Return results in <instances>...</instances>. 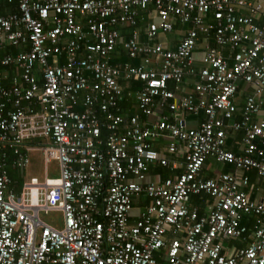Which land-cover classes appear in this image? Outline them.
Listing matches in <instances>:
<instances>
[{
  "label": "built area",
  "instance_id": "2783aa9c",
  "mask_svg": "<svg viewBox=\"0 0 264 264\" xmlns=\"http://www.w3.org/2000/svg\"><path fill=\"white\" fill-rule=\"evenodd\" d=\"M143 11L151 39L188 25L175 49L140 39ZM123 26L137 64L114 61ZM0 65L12 67L9 84L0 74V264H264V192L250 194V172L264 179V0H0ZM189 75L193 89L179 96ZM121 79L143 83L133 115ZM241 81L253 90L243 105ZM188 114L204 117L192 125ZM237 132L238 152L228 147ZM163 137L185 169L150 180L153 164L176 167L155 146ZM34 150L46 174L24 179ZM210 157L233 170L204 178ZM193 194L209 197L205 213ZM141 197L149 203L132 220ZM234 239L246 243L229 252Z\"/></svg>",
  "mask_w": 264,
  "mask_h": 264
},
{
  "label": "crops",
  "instance_id": "0c3cea01",
  "mask_svg": "<svg viewBox=\"0 0 264 264\" xmlns=\"http://www.w3.org/2000/svg\"><path fill=\"white\" fill-rule=\"evenodd\" d=\"M8 4V3H6ZM6 7H9L10 5H5ZM8 9V8H7ZM153 20L152 17H150L149 13L147 11H143L141 13L140 18L138 19V28L140 31V39L146 43L148 42H161L164 44L166 47L170 49H175L178 43L181 41V39L184 37L185 31L188 27L187 24H181L180 22L175 24V28L172 31L169 32H159L158 36L156 38H149L147 29L149 23ZM122 30V38L121 41L119 42L116 51L114 53V61H121L124 62L126 60L130 61L131 63H139L140 58H132L129 57L124 50V42L126 39H128L131 35V27L130 26H123L121 28ZM203 36V35H202ZM209 43L211 45H216L215 41L213 38H209ZM206 46V39L204 36L200 39L199 44L195 50V66L196 68H199L201 65H203L202 62V56L205 50ZM223 53L227 58L229 59L230 62L233 61V52L227 48L223 47ZM124 59V60H123ZM7 78H8V72L4 73ZM10 78V77H9ZM10 81V80H9ZM123 85H124V90H128V94L124 96V101H123V107L124 111L126 114H129V110L131 109L133 113H136L138 111V90L142 87L143 83L140 81H125L121 79ZM195 78L191 75L186 77L185 81L182 83L181 87L177 90L178 95H186L190 93L193 89ZM141 85V86H140ZM172 87L174 86L171 83ZM253 90L251 89V86H249L246 82L241 81L239 84V94L237 97V101L240 105H243L245 102V98L248 93L252 92ZM131 105V106H130ZM130 109H129V108ZM169 108L165 107V112L169 113ZM262 116H264V112H262ZM204 115L200 116H195L192 114H188L189 121L192 125H196V123L199 122L200 119H202ZM242 136L243 132H237L231 137H229V143L228 147L230 149H233L234 151L238 152L240 151V146L242 144ZM170 142V140L167 137H163L161 139L156 140L155 146L158 150L164 152L165 155H167L172 163H175L176 167L173 166H162L158 163L153 164L150 167L149 173H148V178L150 180H165L166 178L169 177H177L181 172L184 171L185 169V159L182 156V153L180 154H170L166 150L167 144ZM171 163V164H172ZM14 169V168H13ZM15 170V169H14ZM233 170V166L229 164H224L219 161H217L215 158L210 157L202 171V176L204 178L208 177H214L218 173L222 171H229ZM18 173V171H17ZM241 175V172H239ZM19 175V173H18ZM252 175V176H251ZM20 177V175H19ZM251 179V184L252 187L250 189V194L251 197L253 198H259L263 192H264V179L259 177L256 171H252L250 173ZM149 203V200L146 199L145 197L141 198H136L134 199V204L133 208L131 211V219L135 220L137 219L142 212L145 211L147 205ZM209 204V197L205 194L202 195H197L193 194L190 198V206L191 207H198L201 213H205L207 211V206ZM246 224L250 227L253 228L255 224V219L252 218H246L245 219ZM251 222V223H250ZM246 242L242 241L241 239H234L230 240L228 243L226 242V245L228 246V251L232 252L235 251V248L244 246Z\"/></svg>",
  "mask_w": 264,
  "mask_h": 264
},
{
  "label": "rangeland",
  "instance_id": "374dc122",
  "mask_svg": "<svg viewBox=\"0 0 264 264\" xmlns=\"http://www.w3.org/2000/svg\"><path fill=\"white\" fill-rule=\"evenodd\" d=\"M37 141H47L48 138L46 137H39L35 138ZM48 170L50 176H57L58 175V162L53 161L52 163L48 164ZM46 174V163L44 161V155L41 150H34L31 152V164L27 167L24 173V179H30L32 176H38L39 178L43 179ZM61 216L60 213H50L48 215L43 214V218L49 222L53 223V220L56 217Z\"/></svg>",
  "mask_w": 264,
  "mask_h": 264
},
{
  "label": "trees",
  "instance_id": "16d2710c",
  "mask_svg": "<svg viewBox=\"0 0 264 264\" xmlns=\"http://www.w3.org/2000/svg\"><path fill=\"white\" fill-rule=\"evenodd\" d=\"M4 5H8V4H6V3H4ZM3 12H4V10H3ZM9 51H12V52H16V51H18V48H12V47H10L9 48ZM124 60V59H123ZM12 67L11 66H2V65H0V74H2V75H5L4 73H6V71L8 72L9 71V76H8V78H6L5 79V83L6 84H9L10 83V78L9 77H11V75H12ZM141 86V85H140ZM170 86L172 87V85L170 84ZM125 91V90H124ZM128 90H126V92H125V94H124V96H126L128 93ZM123 101H124V97L122 98V100L120 101V105H121V107H122V110H124V107H123ZM131 106V105H130ZM129 108V107H128ZM130 109V108H129ZM138 111H140L139 110V106H138ZM137 111V112H138ZM125 112V111H124ZM133 114H135V113H133L132 112V110L130 109L129 110V114L128 115H133ZM32 141H36V139L34 138V139H31ZM30 141V140H29ZM28 141V142H29ZM251 173V172H250ZM9 174L11 175V177L14 179V180H18V185H17V187H18V189H19V187H21V183H22V179L19 177V175H18V173H17V170H14L13 168H9ZM252 176V175H251ZM250 179H252L251 177H250ZM253 219V218H252ZM251 223V222H250Z\"/></svg>",
  "mask_w": 264,
  "mask_h": 264
}]
</instances>
